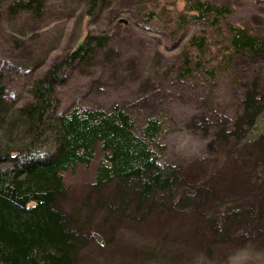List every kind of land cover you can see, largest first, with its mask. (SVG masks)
<instances>
[{
	"label": "rangeland",
	"instance_id": "1",
	"mask_svg": "<svg viewBox=\"0 0 264 264\" xmlns=\"http://www.w3.org/2000/svg\"><path fill=\"white\" fill-rule=\"evenodd\" d=\"M12 1L0 0V72L8 103L29 99L32 80L87 33L104 34L105 44L90 59L66 68L55 86L57 110L120 103L136 129L143 116L155 114L164 123L158 135L163 158L181 166L183 182L152 193L137 208L134 193L122 198L115 181L96 183L100 143L90 163L63 171L66 191L58 205L84 233L77 264H264V219L245 228L235 223L234 239L225 241L208 225L237 207L239 198L232 204L229 198L243 195L256 206L260 195L246 186L233 160L242 151L240 138L221 128L232 122L253 82L264 89V53L229 48L231 25L264 36V0H206L229 11L217 20L210 12L184 23L179 15H190L186 0H107L94 14L87 12L88 0H45L41 16L11 10ZM192 35L205 36L202 48L188 43ZM195 61L199 66L190 72L186 66ZM261 133L264 106L249 126L250 137Z\"/></svg>",
	"mask_w": 264,
	"mask_h": 264
},
{
	"label": "trees",
	"instance_id": "2",
	"mask_svg": "<svg viewBox=\"0 0 264 264\" xmlns=\"http://www.w3.org/2000/svg\"><path fill=\"white\" fill-rule=\"evenodd\" d=\"M106 1L88 0V14H94ZM187 1L186 12L190 15H179L183 23L210 12L217 20L229 11L226 5L206 0ZM44 6L45 0H15L9 5L13 11L28 9L36 16L42 15ZM230 31L229 48L233 52L264 53V36L244 26L231 25ZM106 39L104 34L87 33L80 45L32 80L30 98L19 104L5 99L0 72V264H77L84 233L73 226L71 216L65 214L58 200L66 191L63 171L90 163L97 143L103 156L96 166V183L115 181L122 187V198L134 193L136 208L152 193L171 191L175 184L183 182L181 166L168 164L163 158L165 145L158 141V135L164 123L159 116L146 114L136 129L132 113L120 103L109 109L76 106L66 112L57 110L55 86L64 80L66 68L77 59H90ZM205 41L204 35L188 39L199 49ZM195 62L186 66L190 72L199 66ZM263 106L264 89L255 81L244 93L232 122L221 128L226 135L240 138L242 151L233 160L246 186L250 185L251 191L256 186L255 191L260 193L256 206L251 200L245 201L243 195L226 200L232 204L239 198L231 214L208 223L211 232L221 234L222 241L234 239L230 228L235 223H245V228L248 223L264 219V133L249 135V126ZM252 176L263 177L258 181ZM110 206L106 207H116Z\"/></svg>",
	"mask_w": 264,
	"mask_h": 264
},
{
	"label": "water",
	"instance_id": "3",
	"mask_svg": "<svg viewBox=\"0 0 264 264\" xmlns=\"http://www.w3.org/2000/svg\"><path fill=\"white\" fill-rule=\"evenodd\" d=\"M100 239V237H98Z\"/></svg>",
	"mask_w": 264,
	"mask_h": 264
}]
</instances>
